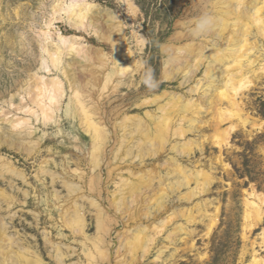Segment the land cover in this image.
<instances>
[{"label": "bare ground", "instance_id": "obj_1", "mask_svg": "<svg viewBox=\"0 0 264 264\" xmlns=\"http://www.w3.org/2000/svg\"><path fill=\"white\" fill-rule=\"evenodd\" d=\"M225 1L227 2L225 7L218 6L221 9L219 13L214 11L221 21L218 29L214 31L215 35L222 40L225 33L228 34L225 36L226 41H222L215 49L209 51L212 61L207 62L204 74L206 78L207 76L212 78L207 85L203 84L200 78L188 88L190 93L201 91L199 99L192 96L183 98L181 94L171 95L167 91L153 94L138 104L155 106L153 110H145L143 117L138 115L139 113L129 115L128 112L119 110L120 108L111 112L105 109L104 101L108 95L140 66L133 58L123 31L118 27L119 24H114L117 17L114 16L113 22L100 34L101 39L111 48L109 57L102 53L99 47L84 49L79 42V36L64 34L58 28L55 37L50 38V45H47L50 28H53L54 22H65L76 31L85 30L100 17L98 13L92 12L94 4L87 0H54L50 8L51 14L44 21L45 29L40 31L44 37L40 44L41 66L29 72L26 80L21 82L10 99L4 100L8 102L9 109L4 110L0 106V149L6 146L16 153H25L24 162L30 158L36 160L39 144L46 133L44 131L42 136L35 137L37 127L33 126V122L35 120L44 129L53 124L56 126L60 123L61 117L58 112L66 100L64 117L67 120H74L81 131L89 137L87 151L83 155H78L76 160L73 159L76 166H69L66 157H62L59 162L53 157H42L36 173L38 180L40 176L50 179L53 189L49 190L46 187L44 189L48 195L47 207L53 205L60 209L62 224L70 230L75 242L80 246L78 250L71 243L62 242L60 238L66 237V234L60 233L58 238L60 240H54L44 231L43 240L50 246V256L55 264H137L140 256L149 251L154 234L177 215L175 211L168 212L165 216L162 215L156 224L147 227L141 218L150 217V208L154 211L163 209L162 213H166L164 200L169 192L179 190L182 186L189 187L193 181L195 185L179 195V198L190 200L212 181L211 176L203 169L189 170L181 166L174 156L164 161L165 168L171 172L167 173V182L160 174L159 165L155 167L143 165L136 171L134 168V170L125 168L123 162L127 158H131L132 161L136 158L143 161L147 157H154L165 151L171 137L183 138L187 132L196 130L198 125L211 127L215 143L221 147L227 142L237 123L246 125L249 121L248 116L242 112L244 97L242 94L250 90L259 78L264 77V58L255 55V52L259 51L257 40L259 37L264 40V0ZM126 3L129 7V0H126ZM253 30L256 38L251 41L250 35L253 34ZM205 46L200 45L198 49L188 46L184 58L170 59L168 68L162 70L163 81H171L179 72L185 73L180 85L190 80V75L187 74L196 71L207 58L208 51H204ZM175 50L178 52L179 48ZM66 55L70 56L69 61L64 60ZM71 55L79 56L80 59L76 60V57ZM81 59L83 63L79 67ZM75 66L80 72L78 76L73 71ZM38 70L45 74H39ZM57 70L67 81L68 91L64 81L57 75ZM217 71L221 74L220 80H216L218 82L211 76ZM167 95H170L169 100L162 102ZM15 99L18 102H15ZM10 109L14 110L12 114ZM209 111L213 115L208 120L209 123L208 121L205 123L202 114ZM16 112L20 114L15 116ZM196 145L198 144L190 140L178 141L171 144L169 149L174 154H189ZM51 162L60 166L61 170L48 168L47 164ZM103 169L107 172L105 178L101 176ZM123 169L127 172V177L123 176ZM0 176L7 187V189L0 187V264H44L42 258L30 247L32 237L24 238L25 244L19 234L12 233L1 214L3 209L11 212L15 205L26 204L29 191L17 185L21 181L28 183L26 174L17 168L11 159L0 155ZM170 177H173V181H169ZM154 179H157L158 184L155 190L151 188ZM57 184L62 187V191L56 189ZM110 184L113 186L112 190L108 189ZM149 188L154 190L150 194L146 193ZM250 189L244 199L243 235L253 224L259 222L263 215L261 204L264 203V199L253 187ZM103 199L108 202L107 209L103 205ZM86 208L94 210L96 227L94 235L85 232ZM218 211V205H215L209 228L216 223ZM30 213L34 215L36 221L38 215L32 211ZM177 213L185 217L189 223L195 220L191 207L180 209ZM197 213H204L198 204ZM8 217L12 225L15 221V211L8 213ZM118 221L123 223L124 228L118 233L121 237L113 254L109 246L111 241L107 240L106 236L110 237L111 224ZM183 226H176L168 234L167 240H172L181 229L190 235V229L187 231ZM160 253L156 256L157 259L161 258ZM127 255L130 260H126ZM256 255L253 253L251 263L262 264V259ZM73 256H76V259L66 261Z\"/></svg>", "mask_w": 264, "mask_h": 264}, {"label": "rangeland", "instance_id": "obj_2", "mask_svg": "<svg viewBox=\"0 0 264 264\" xmlns=\"http://www.w3.org/2000/svg\"><path fill=\"white\" fill-rule=\"evenodd\" d=\"M87 1L94 4L92 12L100 15L98 21L91 23L85 30L76 31L65 22H54L53 28H50L47 45H50V38L55 37L58 28L64 34L79 36V42L84 49L99 47L101 52L109 57L111 48L108 43L101 39L100 34L102 30L105 31L108 24L113 22V17H117L114 24H119L118 27L123 31L126 44L140 66L136 72L124 78V81L113 93L108 95L104 101L107 111L111 112L113 109L120 108L119 110L124 113L128 112L129 115L139 113L138 115L143 116L145 110H153L155 106H140L138 105L139 102L153 96V94H160L165 91L171 95L181 94L183 98L192 96L199 99L201 91L190 93L188 88L200 78L203 84L207 85L212 78L208 76L206 78L204 74L207 62L212 61L209 51L215 49L222 41H226L225 36L228 32L225 33L222 40L215 35L214 31L206 36H194L190 30L191 25L195 18L205 10L217 15L216 12L219 13L221 10L218 6L225 7L227 4L225 0H129V7L126 0ZM53 2L54 0H0V106L4 110L9 109L8 102L4 100L10 99L11 94L17 91L21 82L26 80L29 72L41 66L40 44L44 37L40 31L45 29L44 21L51 14L50 8ZM252 33L250 35L251 41L256 38L254 30ZM257 41L259 51H256L255 55L264 58V40L259 37ZM200 45H206L204 51H208V55L196 71L187 74V76L190 75V80L180 85V81L185 78V73L179 72L171 81H163L162 70L168 68L170 59L184 58L188 51L186 47L198 49ZM175 48H179V51L176 52ZM71 56L74 57L75 55ZM75 57L76 60L80 59L79 56ZM69 59L70 56H64V60L69 61ZM82 63L83 60L81 59L79 67ZM182 63L183 60L181 65ZM256 64L257 62L254 63V65ZM76 68L77 66L73 68V71L78 76L80 72ZM57 72L68 91L67 81L64 80L59 70ZM38 73L45 74L41 70H38ZM211 76L215 81H219L221 78L219 71ZM242 95H244L242 112L248 116L249 121L246 125L237 123V127L231 131L227 142L223 143L221 147L216 145L211 127L205 125L199 127L200 125H198L196 130L187 132L183 138L171 137L169 143L166 144L165 151L154 157H147L143 161L138 158L133 161L131 158L124 160L123 166L125 168H134L136 171L143 165L146 167L159 165L160 174L164 176L165 182H167V173L170 170L165 168L164 161L174 156L181 166L189 170L201 168L212 178L205 189L202 192H197L190 200L179 198V195L192 188L195 185L193 181L189 187L182 186L179 190L169 192L164 200L167 207V209L165 208L166 213H162L163 209L154 211L150 208V217L143 216L141 218L142 223L150 227L168 212L175 211L177 214L171 222L164 227L161 226L158 232H153L155 233L154 241L149 246V251L144 256H140L137 264H250L253 253H256V256L261 258L262 264H264V236H262L264 235V203L261 204L262 219L259 222L256 221L257 223L253 224L243 235L244 199L247 197V192L253 187L255 192L261 194L264 199V77L259 78L251 89ZM169 96H165L162 102L168 101ZM16 99L15 102H18ZM64 103L58 112L61 115L60 123L56 126L53 124V126L44 129L35 120L33 122V126L37 127L35 137L42 136L44 131L46 133L39 144L40 149L36 155V160L30 158L24 162L25 153H16L6 146L0 149L1 157L6 156L11 159L17 168L24 171L28 183L17 181V185L29 191L26 204L15 205L11 212L3 209L1 214L5 217L4 219L10 226L12 233L19 234L24 243V238L32 237L30 247L42 258L44 264L54 263L50 256L51 248L43 240L44 231L52 239H61L62 242L71 243L80 250V246L75 242L70 230L65 228L60 220V209L53 205L47 207L48 195L44 189L45 187L49 190L53 189L50 179L43 176H40V180L36 178L42 157H53L57 162L62 157H66L68 165L74 167L76 165L73 159L76 160L78 155H83L87 151L89 137L81 131L74 120H67L64 117ZM10 111V114L14 112L13 109ZM17 112L14 113L15 116L20 114ZM212 115L211 111L202 114V119L205 120L203 122L207 123ZM186 125L187 123H185ZM225 126L223 125V127ZM187 140L198 144L193 146L189 154H174L170 151L171 144ZM74 145L77 147L75 148ZM47 167L56 171L61 170L60 166L52 162L47 164ZM84 170L86 171L85 167ZM101 176L104 178L107 176L105 169L102 170ZM123 176H128L125 169H123ZM172 178L170 177L169 181H173ZM1 179L0 176V187L7 189ZM157 185V179H154L151 188L153 187L155 190ZM55 187L62 191L59 184ZM151 188L146 190V193H152L154 190L152 191ZM108 189L112 190L113 186L110 184ZM197 204L204 213H197ZM103 205L107 209L108 202L105 199H103ZM215 205H218L219 210L217 220L209 228L210 217ZM190 207L194 210L195 220L189 223L185 217L177 212L180 209ZM135 208L136 206L132 210L134 211ZM89 209L86 208L85 213V232L88 235H94L96 230L93 218L94 210L90 209L91 211H89ZM14 211L15 221L11 225L8 213ZM30 211L38 215L36 221H34V215ZM111 225L110 237L106 236V239L111 241L110 250L115 254L118 239L121 237L118 233L123 230L124 226L121 221ZM179 225H184L183 227L187 228V231L190 229L191 234L188 235L181 229L182 231L179 230V234L177 233L172 240H167L168 234ZM60 233L66 234V237L58 239ZM159 253L162 259L156 258ZM74 259L76 256L66 259V261ZM127 259L130 260L128 255Z\"/></svg>", "mask_w": 264, "mask_h": 264}, {"label": "clouds", "instance_id": "obj_3", "mask_svg": "<svg viewBox=\"0 0 264 264\" xmlns=\"http://www.w3.org/2000/svg\"><path fill=\"white\" fill-rule=\"evenodd\" d=\"M220 23V19L215 14L204 11L195 18L190 30L194 36H206L217 30Z\"/></svg>", "mask_w": 264, "mask_h": 264}]
</instances>
